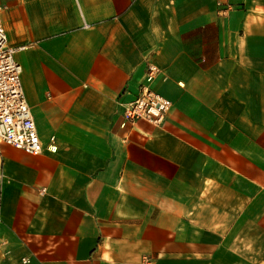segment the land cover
<instances>
[{
	"label": "crops",
	"instance_id": "0c3cea01",
	"mask_svg": "<svg viewBox=\"0 0 264 264\" xmlns=\"http://www.w3.org/2000/svg\"><path fill=\"white\" fill-rule=\"evenodd\" d=\"M0 16L42 146L0 143V264H193L194 244L264 264V0H0ZM149 65L171 107L125 123Z\"/></svg>",
	"mask_w": 264,
	"mask_h": 264
},
{
	"label": "built area",
	"instance_id": "2783aa9c",
	"mask_svg": "<svg viewBox=\"0 0 264 264\" xmlns=\"http://www.w3.org/2000/svg\"><path fill=\"white\" fill-rule=\"evenodd\" d=\"M22 48L8 44L0 16V143L37 156L42 152V146L24 96L21 67L15 60L16 51ZM157 74L155 66L147 67L146 85L140 87L136 98L124 108L125 123L143 121L159 125L163 122L171 103L149 87ZM50 141L53 143L54 137ZM23 263L30 264L24 260Z\"/></svg>",
	"mask_w": 264,
	"mask_h": 264
},
{
	"label": "rangeland",
	"instance_id": "374dc122",
	"mask_svg": "<svg viewBox=\"0 0 264 264\" xmlns=\"http://www.w3.org/2000/svg\"><path fill=\"white\" fill-rule=\"evenodd\" d=\"M227 237L230 239H238L231 235L226 236V238ZM201 238L205 240H209V242L214 244L216 243L217 240L216 236L207 237L206 235H203ZM201 238H198V240H200ZM234 249L236 253L234 254V258H232L220 252V250L222 249L216 246L204 251L203 249H201L200 247L194 244L192 252L189 254L192 255L194 258L193 264H247L248 248L237 246ZM177 254L185 255V253H179V252ZM189 254L187 253V255ZM233 259L234 261L232 263L228 262L229 260L232 261Z\"/></svg>",
	"mask_w": 264,
	"mask_h": 264
}]
</instances>
